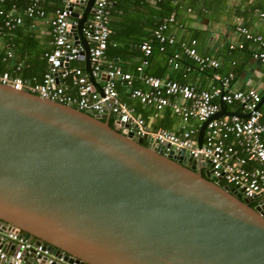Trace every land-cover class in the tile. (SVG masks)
<instances>
[{
	"label": "water",
	"instance_id": "1",
	"mask_svg": "<svg viewBox=\"0 0 264 264\" xmlns=\"http://www.w3.org/2000/svg\"><path fill=\"white\" fill-rule=\"evenodd\" d=\"M72 3L90 73L82 28L94 0ZM105 104L96 115L0 83V234L41 244L39 264H264V209L205 161L120 129L125 117ZM232 113L221 101L213 117Z\"/></svg>",
	"mask_w": 264,
	"mask_h": 264
},
{
	"label": "built area",
	"instance_id": "2",
	"mask_svg": "<svg viewBox=\"0 0 264 264\" xmlns=\"http://www.w3.org/2000/svg\"><path fill=\"white\" fill-rule=\"evenodd\" d=\"M28 1L24 7L27 16L45 15L40 0ZM113 4L114 0H94V10L84 22L82 33L89 43L90 73L86 71L85 66L72 63L78 59L84 60L80 58L84 47L71 36V26L76 24V19L71 18L74 8L72 0H63L49 20L50 49L44 54L46 69L42 77L37 80L26 79L4 70L0 71V83L96 115L103 114L106 111L105 103L109 102L111 112L124 116V123H127L126 126L114 121V125L120 129L127 128L135 137L150 136L155 143L163 145L164 155H168L171 149L176 152L185 150L190 158L199 162L205 161L208 166L204 168L209 169L213 180L229 185L240 192L242 197H249L252 206L264 209V120L259 107L261 94L256 88H231L234 73L224 75L216 72L220 66L219 60L208 54H200L195 48L194 39L189 44L181 42L180 46L199 70L215 71L212 74L214 84L209 88L201 89L174 79L142 73L144 65L148 62L147 58L152 53L153 40L157 41L159 51H164L165 44L175 42V36L166 33L168 25L175 21L173 13L157 24L152 38L139 44L143 60L136 69L141 72L140 79L146 87L134 86L132 74L106 57ZM21 23L22 17L16 14L15 4L10 8H0V44L1 38L6 33L11 34ZM235 31L254 44L253 56L264 62V36L252 33L242 24H237ZM235 47L242 49L244 43L241 41L229 44L230 49ZM12 56V51L8 50L3 59ZM170 61L176 68L179 64L178 55L174 54ZM20 66L21 63H18L15 69L18 70ZM90 75L95 79V83L90 79ZM98 79H102L101 85H97ZM118 81L125 84L130 98L158 110L170 108L180 116L182 128L173 131L160 126L150 127L143 117L119 96L116 89ZM68 83L76 89V94L66 91ZM217 100L222 101L225 106H237L236 110H232L236 113L213 117L220 110ZM191 119L196 120L198 126H186ZM204 121L207 123L199 145L197 136ZM248 163H254L255 166L247 167ZM0 238L12 246L10 253L0 249V260L5 263L33 264L34 260L40 261L39 254L48 252L41 244H35L20 232L3 231ZM50 262L51 259L46 261Z\"/></svg>",
	"mask_w": 264,
	"mask_h": 264
},
{
	"label": "crops",
	"instance_id": "3",
	"mask_svg": "<svg viewBox=\"0 0 264 264\" xmlns=\"http://www.w3.org/2000/svg\"><path fill=\"white\" fill-rule=\"evenodd\" d=\"M62 3L63 0H42L44 16L29 17L23 10L16 11L22 17V23L14 33L12 32L13 34L1 38L0 71H11L10 66L14 60L15 62L19 61L21 66H25L24 69L16 73L20 77H23L24 73L26 76L31 75L36 79L42 77L46 69L44 53L50 49L49 20L55 8L61 6ZM115 3L117 6L111 16L110 23H112L114 31H121V37L126 43H129L128 40L151 38L153 30L163 18L172 13L175 16V21L170 23L166 29V33L175 36V42L167 46L166 50L170 53L175 51L181 57L185 56L191 65L179 62L175 68L167 53L154 51L148 57V62L144 65L142 73L174 79L201 89L209 88L214 84L212 74L215 71L199 70L180 46L181 42L189 44L194 39L196 40L195 48L200 54H208L219 60L220 66L216 72L224 75L230 72L234 73L231 88L241 90L256 88L261 96L264 95V62L253 56L254 44L245 40L235 31L236 25L242 24L252 33L264 36V0H114ZM123 38L120 40L121 45ZM10 40L15 41L14 48L8 47ZM241 41L244 43V48H229L230 43ZM11 44L13 45V43ZM125 49L121 52L122 57L116 58L115 62L124 71H129L132 74L134 85L145 88L146 86L140 79L141 72L136 69L143 60L142 52L141 55H138L136 51L131 54L132 46L129 44H126ZM8 50L13 53L12 57L14 58L11 61L4 60L2 56ZM233 61L234 63H232ZM72 63L85 66V60L82 59ZM29 71L34 73L29 74ZM102 82V79L96 80L97 85H101ZM116 89L119 96L133 107L150 127L160 126L173 131H179L182 128L183 122L180 116L170 108L164 107L158 110L130 98L128 89L121 81L116 83ZM66 91L76 94V89L70 83L67 84ZM217 103L220 104V101L217 100ZM260 108L264 120V101ZM226 109L236 110L237 106H226ZM187 125L198 126V122L191 119ZM246 165L247 167L255 166L254 163ZM5 251L7 253L12 251L10 243H7ZM39 263L40 261H33V264Z\"/></svg>",
	"mask_w": 264,
	"mask_h": 264
},
{
	"label": "trees",
	"instance_id": "4",
	"mask_svg": "<svg viewBox=\"0 0 264 264\" xmlns=\"http://www.w3.org/2000/svg\"><path fill=\"white\" fill-rule=\"evenodd\" d=\"M29 1L28 0H5V1H3V2H1L0 1V8H10L11 7V5L12 4H15V6H16V11H18V9H20V10H23L24 11V7L27 5V3H28ZM40 6L43 8V6H42V0H40ZM116 6H117V4L115 3V4H113L112 6H111V16L114 14V11H115V8H116ZM44 9V8H43ZM17 14V13H16ZM36 15V14H35ZM34 15V16H35ZM110 21H111V19H110ZM20 26V25H19ZM18 27V26H17ZM16 27V28H17ZM109 27H110V34H109V38H108V46H107V48H106V57H107V59L108 60H112V61H114L115 62V59L116 58H121L122 57V55H121V52H122V50H126L125 49V47H126V44H129V45H131L132 46V52L130 51V53L131 54H133V51L135 52L136 51V53H138V55H141V50H140V48H139V44L143 41V40H128L129 41V43H126V41H124V38L123 37H121V35H122V33H121V31H118V30H116V31H114V29H113V25H112V23H109ZM16 28L12 31L13 33L15 32V30H16ZM11 32V34H13ZM11 34H8V33H6L5 35H4V37L5 36H10ZM121 38H123V46L121 45V42H120V40H121ZM152 38V37H151ZM14 39V38H13ZM150 39V38H149ZM15 41L14 40H10V43H9V46L8 47H10V48H14L15 46H14V43ZM11 43H13V45L11 44ZM125 44V45H124ZM152 44H153V50H152V53L154 52V51H158V52H163V53H167L168 54V57H172L173 55H174V53L175 54H177V55H179V53H177V52H172L171 51V53L170 52H168L167 50H166V48H167V46H169L170 44H165V49H164V51H159L158 50V44H157V41L156 40H153L152 41ZM173 44V43H172ZM16 45V44H15ZM247 45V44H246ZM14 46V47H13ZM183 50V49H182ZM139 51H140V53H139ZM6 53V52H5ZM152 53L150 54V55H152ZM45 54V53H44ZM4 55V54H3ZM2 55V56H3ZM149 55V56H150ZM2 56H1V58H2ZM148 56V57H149ZM142 57H143V53H142ZM13 58L14 57H12V58H8L9 59V61H11V59L13 60ZM170 58H169V60H170ZM44 59H45V55H44ZM148 59V58H147ZM4 60H7V59H4ZM45 61H46V59H45ZM178 61L179 62H184V63H187L186 65H191V64H189L188 63V60H187V58L184 56V57H181V56H178ZM18 63H20L19 61L18 62H15L14 60H13V63H12V65L10 66V69H12L11 71H9V72H11L12 74H16V73H18L20 70H22V69H24V67H23V65L22 66H20V68L18 69V70H16L15 69V67L17 66V64ZM117 63V62H116ZM194 63V62H193ZM118 64V63H117ZM197 66V65H196ZM23 67V68H22ZM9 69V70H10ZM25 70H27V69H25ZM205 71H207V70H205ZM24 72V71H23ZM34 72H30L29 71V74H33ZM27 77H28V79H32V78H35L34 76L33 77H31V75H28V76H26V74L24 73V76L22 77V78H26L27 79ZM29 77H31V78H29ZM36 79V78H35ZM37 80V79H36ZM134 85V84H133ZM134 86H136V85H134ZM260 110H261V108H260ZM224 185V184H223Z\"/></svg>",
	"mask_w": 264,
	"mask_h": 264
},
{
	"label": "flooded vegetation",
	"instance_id": "5",
	"mask_svg": "<svg viewBox=\"0 0 264 264\" xmlns=\"http://www.w3.org/2000/svg\"><path fill=\"white\" fill-rule=\"evenodd\" d=\"M252 205V203H250Z\"/></svg>",
	"mask_w": 264,
	"mask_h": 264
}]
</instances>
